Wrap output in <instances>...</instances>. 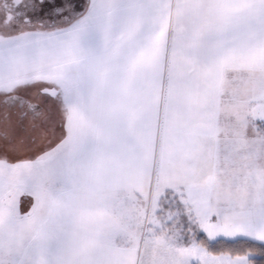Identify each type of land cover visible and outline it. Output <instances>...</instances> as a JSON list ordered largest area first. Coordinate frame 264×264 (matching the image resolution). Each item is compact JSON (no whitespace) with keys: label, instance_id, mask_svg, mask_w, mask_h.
<instances>
[{"label":"snow or ice","instance_id":"6c2138e0","mask_svg":"<svg viewBox=\"0 0 264 264\" xmlns=\"http://www.w3.org/2000/svg\"><path fill=\"white\" fill-rule=\"evenodd\" d=\"M242 248L264 258V0H0V264Z\"/></svg>","mask_w":264,"mask_h":264},{"label":"rangeland","instance_id":"374dc122","mask_svg":"<svg viewBox=\"0 0 264 264\" xmlns=\"http://www.w3.org/2000/svg\"><path fill=\"white\" fill-rule=\"evenodd\" d=\"M30 201H31V197L28 196H22L20 198V209L22 214L26 213L30 209L31 207Z\"/></svg>","mask_w":264,"mask_h":264},{"label":"trees","instance_id":"16d2710c","mask_svg":"<svg viewBox=\"0 0 264 264\" xmlns=\"http://www.w3.org/2000/svg\"><path fill=\"white\" fill-rule=\"evenodd\" d=\"M246 251L252 252V259L255 261V264H264V258H261L258 255L257 249H248V248H242L240 254H243Z\"/></svg>","mask_w":264,"mask_h":264}]
</instances>
